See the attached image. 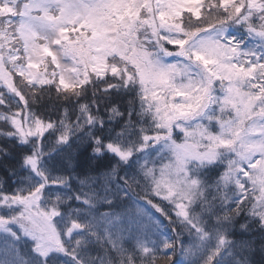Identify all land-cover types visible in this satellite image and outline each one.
I'll list each match as a JSON object with an SVG mask.
<instances>
[{
  "label": "snow or ice",
  "instance_id": "obj_1",
  "mask_svg": "<svg viewBox=\"0 0 264 264\" xmlns=\"http://www.w3.org/2000/svg\"><path fill=\"white\" fill-rule=\"evenodd\" d=\"M0 264H264V0H0Z\"/></svg>",
  "mask_w": 264,
  "mask_h": 264
}]
</instances>
